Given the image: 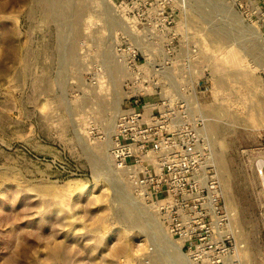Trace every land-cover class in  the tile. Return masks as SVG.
Segmentation results:
<instances>
[{"label": "rangeland", "instance_id": "obj_1", "mask_svg": "<svg viewBox=\"0 0 264 264\" xmlns=\"http://www.w3.org/2000/svg\"><path fill=\"white\" fill-rule=\"evenodd\" d=\"M174 35L206 68L196 112L236 247L209 263L264 264V0H0V264H208L112 153L118 42L153 58Z\"/></svg>", "mask_w": 264, "mask_h": 264}, {"label": "built area", "instance_id": "obj_2", "mask_svg": "<svg viewBox=\"0 0 264 264\" xmlns=\"http://www.w3.org/2000/svg\"><path fill=\"white\" fill-rule=\"evenodd\" d=\"M176 38L159 43L164 54L153 58L128 39L118 42L117 57L132 77L127 80L129 107L116 120L112 153L143 199L158 209L166 230L195 259L210 264L214 245L225 257L236 247L225 242L232 238L231 215L202 133L207 119L196 112L198 93L207 86L206 68ZM222 264L241 263L236 258Z\"/></svg>", "mask_w": 264, "mask_h": 264}, {"label": "bare ground", "instance_id": "obj_3", "mask_svg": "<svg viewBox=\"0 0 264 264\" xmlns=\"http://www.w3.org/2000/svg\"><path fill=\"white\" fill-rule=\"evenodd\" d=\"M163 255H165V254H163ZM168 259V258H167Z\"/></svg>", "mask_w": 264, "mask_h": 264}]
</instances>
